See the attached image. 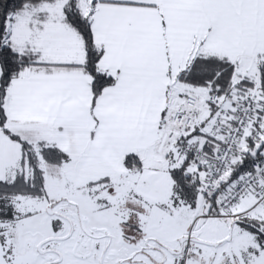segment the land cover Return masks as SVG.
<instances>
[{
	"label": "snow or ice",
	"instance_id": "snow-or-ice-1",
	"mask_svg": "<svg viewBox=\"0 0 264 264\" xmlns=\"http://www.w3.org/2000/svg\"><path fill=\"white\" fill-rule=\"evenodd\" d=\"M0 264H264V0H0Z\"/></svg>",
	"mask_w": 264,
	"mask_h": 264
}]
</instances>
